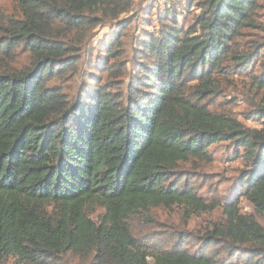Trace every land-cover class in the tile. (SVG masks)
Returning a JSON list of instances; mask_svg holds the SVG:
<instances>
[{"label":"trees","instance_id":"trees-1","mask_svg":"<svg viewBox=\"0 0 264 264\" xmlns=\"http://www.w3.org/2000/svg\"><path fill=\"white\" fill-rule=\"evenodd\" d=\"M17 1L21 19L0 37V264H52L66 254L94 264H219L236 254L263 264L264 65L260 77L247 72L263 46L233 50L245 30L261 29L260 0H188L187 12L198 13L186 27L166 8L161 29L139 43L126 97L102 86L72 103L48 86L76 71L75 47L56 40L117 18L132 0ZM21 47L31 64L17 71L10 65ZM223 73L249 75L256 98L245 117L260 129L210 111ZM225 142L244 166L237 195L220 206L173 173L190 160L212 163L209 148ZM241 198L251 213H241ZM95 207L101 223L87 215ZM174 207L185 222L221 207L223 220L197 251L182 236L166 248L132 234L133 218L153 225L152 209Z\"/></svg>","mask_w":264,"mask_h":264},{"label":"rangeland","instance_id":"rangeland-1","mask_svg":"<svg viewBox=\"0 0 264 264\" xmlns=\"http://www.w3.org/2000/svg\"><path fill=\"white\" fill-rule=\"evenodd\" d=\"M188 0H132L129 9L125 10L115 19L103 18L97 26H86L80 32H72L67 37L57 39L66 47H75L76 71L67 74L64 79L52 80L49 87H57L64 93L69 102L86 95L95 88L107 87L113 93H119L126 97L128 87L134 85L136 52L139 43L144 40L145 33H156L160 27L159 17L164 10H170L169 15L174 14L179 26L186 27L185 19H190L198 12L191 8L187 12ZM258 22L261 29L257 31L245 30L242 38L236 40L233 50L243 54L249 50L252 42L261 44L263 48L258 59L248 65L249 75L261 76L264 65V0L259 1ZM171 18V17H170ZM21 19V13L17 0H0V37L2 29L10 20ZM31 59L29 52L21 47L12 69L20 71L29 67ZM230 71V69H226ZM247 73L240 75L220 76L221 95L208 105L212 112H227L236 118L243 126L260 129L261 127L246 119L245 114L250 110L251 103L255 99V90L251 87V79ZM213 162L199 163L190 160L178 165L174 171V178L181 188L191 187L198 197L205 201L218 202L223 206L226 201L232 200L237 195V186L240 171L243 170V161L237 157L232 144L225 142L213 145L209 148ZM241 213L249 214L252 209L247 201L241 198ZM87 215L96 223H101L104 211L99 208L87 209ZM149 216L155 222L153 225H145L136 218L131 220L132 234L139 239L164 244L171 248L177 236L189 238L190 248L197 251L199 239L203 232L213 223L221 222V207L206 213H199L184 221V213L181 208L152 209ZM187 236V237H186ZM93 256L79 258L70 254L58 259L52 264H94ZM219 264H242L233 257L222 255ZM147 264H153L150 258ZM5 264H14L9 258ZM264 264V261H263Z\"/></svg>","mask_w":264,"mask_h":264}]
</instances>
